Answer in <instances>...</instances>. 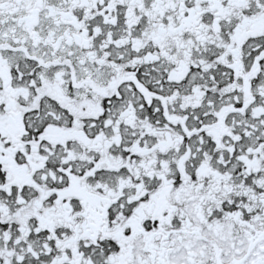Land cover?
Masks as SVG:
<instances>
[{"label": "snow or ice", "instance_id": "obj_1", "mask_svg": "<svg viewBox=\"0 0 264 264\" xmlns=\"http://www.w3.org/2000/svg\"><path fill=\"white\" fill-rule=\"evenodd\" d=\"M0 264H264V0H0Z\"/></svg>", "mask_w": 264, "mask_h": 264}]
</instances>
